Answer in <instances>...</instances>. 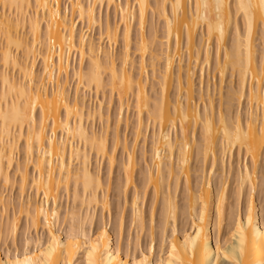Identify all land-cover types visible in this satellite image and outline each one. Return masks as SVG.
<instances>
[{
  "label": "snow or ice",
  "instance_id": "obj_1",
  "mask_svg": "<svg viewBox=\"0 0 264 264\" xmlns=\"http://www.w3.org/2000/svg\"><path fill=\"white\" fill-rule=\"evenodd\" d=\"M170 7L171 12L168 0L163 3L157 0L155 4L147 0L127 4L123 0L120 3H116V0H89L87 5L80 0H68L63 4L60 0H52V3L35 0V4L32 0L26 4L23 0H0V8L3 9L0 16V53L3 57L0 60V83L3 85L0 88V186L3 192L0 195V264H82L76 260L81 236L85 241L84 250L88 253L87 264H154L151 256L156 251L158 241L161 255L159 264H264V227H261V222H264V0H186V3L177 0ZM105 8L108 10L107 37ZM113 9L116 11L115 26L112 23ZM41 11L44 13L43 20L40 18ZM97 11L100 13L99 52L95 37L89 45L83 32L80 33L83 47L76 48L80 59V68L74 77L79 81L76 84L77 104L82 88L87 106L89 92L94 89L98 98L103 90L107 97L110 87L113 96L119 88L121 108L114 132L110 113L108 131L98 134L93 128L89 134L83 125L84 114L79 107L75 109V114L80 123L76 127L72 125L73 107L71 100L65 96L68 85L65 84L63 89L57 87L56 40L52 31L53 22L58 27L62 22L60 31L63 40L75 47L80 22L87 19L92 30L96 25ZM70 13L72 36L68 34ZM45 24L47 35L43 27ZM162 27L163 36L160 34ZM121 35L122 65L117 60ZM134 37L135 57L132 55ZM114 41L116 48L113 47ZM158 41L161 50L165 44L168 45L166 57L157 54ZM45 43L53 53L51 75L48 74L49 59L43 55ZM37 44L45 65L39 87L36 85ZM60 51L63 66V47ZM68 51L71 54L72 48ZM136 60L140 65L139 80L135 79ZM130 61L133 68L131 75L128 74ZM17 71L23 75L19 82ZM71 71L70 67L69 75ZM64 75L61 67V80ZM146 76L148 80L144 79ZM45 79L51 83V90L45 84ZM149 82L152 83L153 99L147 102L148 94L145 91L146 103L141 105L138 90L141 84L146 89ZM125 83L130 92L136 93V109L133 112L129 105L127 126L123 118ZM197 88L200 103L196 100ZM185 100L192 109L191 116L185 109ZM217 103L220 107L218 124L215 117L209 119L207 115L208 105H212L215 113ZM53 105L55 117L60 118L59 131L52 113ZM100 108L102 127L103 104ZM65 113L68 114L67 121L64 119ZM145 115L147 133L144 128ZM166 118L167 135L164 133ZM193 118L195 127H186ZM88 119H94L91 111ZM154 120L161 129L159 138L154 132ZM173 129L177 133L175 144L172 141ZM121 131L124 132L123 139ZM131 131H134L135 139L129 137ZM181 133L183 140L180 139ZM57 137L63 146V155L57 154L53 159L54 152L58 151ZM149 141L153 155L151 161ZM89 144L92 154L88 151ZM38 148L44 155L39 161L36 158ZM237 148L240 151L239 162L236 159ZM81 149L82 169L79 167ZM121 149L126 156V164L123 163L124 157L120 156ZM101 153L103 161L100 159ZM92 155L96 157L99 170L96 173L91 170ZM118 157L122 171L117 181L114 167ZM104 163L108 166L110 194L104 196V213H101L100 194L105 191L102 176ZM133 172L138 178L134 179ZM54 181L58 192L66 189L70 196L72 222L69 226L68 217H65L66 241L55 233V211L52 212L53 221L49 223L42 206L36 216L32 215L29 202L26 227L22 220L25 215L23 196L28 184L31 183L38 194L43 188L44 198L48 200ZM17 187L21 193L19 216L14 192L11 196L8 192L9 188L15 190ZM110 200L114 202L115 223L111 221ZM93 201L97 209L95 213ZM77 207L80 210L79 223ZM85 207L88 208L89 217L93 220L99 217L102 221L95 241L91 240L88 232ZM189 217L192 232L187 231ZM41 218L46 233L41 234L37 230L32 235V229L39 228ZM182 222L185 232L182 246L185 255L191 253L188 261L175 255L178 251L175 241ZM166 251L169 257L167 262L163 259Z\"/></svg>",
  "mask_w": 264,
  "mask_h": 264
},
{
  "label": "rangeland",
  "instance_id": "obj_2",
  "mask_svg": "<svg viewBox=\"0 0 264 264\" xmlns=\"http://www.w3.org/2000/svg\"><path fill=\"white\" fill-rule=\"evenodd\" d=\"M85 4H87L89 2V0H82ZM157 0H151L150 4H155ZM161 1V0H160ZM60 2L63 4L65 2H68L67 0H60ZM0 13H3V9L0 8ZM107 16H108V10L107 8L104 9V23H106L107 21ZM78 18V17H77ZM159 18V17H158ZM96 19L98 21H100V13L99 11H97L96 14ZM112 23L113 26L116 24V11L113 9L112 10ZM137 23V22H136ZM149 23H151V10H149ZM83 30V32H86L88 39L93 40V36L96 39V47L100 46V41H99V37H100V31H99V26L96 24L95 26H93L92 30L89 29L88 25L86 24V22L80 23L79 24V28H78V32L79 30ZM138 30V27H137ZM164 33V28L162 27L160 29V34L161 36H163ZM198 43V41H197ZM122 39L120 41V50L117 52V60L119 61V63L121 62L122 59ZM107 41L105 40V51L107 50ZM113 47L116 48L117 45L116 43H113ZM164 48V47H163ZM156 52L157 54H163V50H161L159 41L157 42L156 45ZM162 52V53H161ZM23 55V54H22ZM132 55L133 57H135L137 55L136 49H135V37L133 39V51H132ZM0 60H2V57L0 56ZM69 62H70V67L72 69L71 74H67L66 77H64L60 82L62 83V85L65 86V84L68 85V90L65 92L66 93V97L68 99L71 100V103H73L74 98L77 96V92H76V84L79 83L77 80L74 79L75 77V70L78 66L79 63V57L77 54V51H72L70 58H69ZM40 62H38V69H36V72L38 73L40 70ZM69 67V69H70ZM193 67L195 68V64H193ZM148 68L149 71L151 69V53L149 54L148 57ZM177 68H178V63H177ZM185 68L187 69V64L185 65ZM129 69L133 72V68H132V63L131 61L129 62ZM140 71V65H139V60H136V68H135V74H137ZM158 71V75H159V69ZM69 73V71H68ZM65 76V75H64ZM22 75L20 74L19 71L16 72V78L17 80H21ZM229 78H231L229 76ZM145 80H148V77L146 76L144 78ZM197 78V82H198ZM49 89H51V85L48 86ZM0 88H1V83H0ZM215 91V88H214ZM147 92H148V97H149V102H151V100L153 99V92H152V83L149 82L147 84ZM218 95V92H217ZM205 96H207V73H205ZM197 103H200V98H199V89L197 88V97H196ZM103 104V116H104V121H103V126L101 127V120L98 114V111H101L100 105ZM131 104V108L132 111L135 112V103H134V98L133 95L131 93H128L126 96L123 97V118H124V125L127 126V121H128V117H129V113H128V109H129V105ZM109 105H111V109L109 108ZM79 107L82 108V112L84 114L83 117V121L85 126L87 127L89 132H92L93 128H95L97 130V133L99 134L100 131L103 132H107L108 128H109V114L111 113V117H112V129L113 132L115 131V123H116V118L119 115V109H120V102H119V97L118 94L116 93L115 96H113L112 91L109 87L108 89V93H107V97H105V93L103 90H101V92L99 93V97L97 98L95 95V90L93 89L92 92L88 93V98H87V106L85 103V93L83 88L80 90L79 93ZM213 109V107H212ZM89 111H91L92 115L94 116L93 120H89L88 119V114ZM220 113V107H219V103L216 104L215 107V113L214 115L217 117V115ZM153 127H154V132L156 130V123L153 121ZM195 127V125L193 126ZM144 128H145V132L147 133L148 131V124H147V116L145 115V122H144ZM50 132V131H49ZM124 136V132L121 131V139H123ZM129 137L131 139H135L134 136V131L129 132ZM59 138V137H58ZM177 138V133L176 130L173 129L172 130V139H176ZM141 146H143V140H141ZM77 145L79 146V141L77 140ZM83 151V149H81ZM88 151L90 154H92V149L91 147L88 145ZM110 152V150H109ZM152 154V146H151V141H149V161H150V157ZM120 156L124 157L123 163H125L126 161V156H124L123 150H120ZM239 158H240V151L236 150V159L237 162H239ZM101 161L104 160V157L100 156ZM229 160H231V153H229ZM117 164L114 167V171L116 173V180L118 181L120 179V173L122 171V164L120 161V157L117 158ZM81 164V162H80ZM80 166V165H79ZM223 166H221V170H222ZM91 170L92 171H99L96 165V157L95 155H92V160H91ZM134 175V179L138 178L136 177V173L133 172ZM102 176H103V185H104V192L100 194V199H103L105 196V194H110L109 193V180H108V166L107 163H104L103 165V170H102ZM165 186H167V181H165ZM193 188L195 189V182L193 181ZM134 191V189H133ZM9 195H15L16 198V212L17 215L19 216V213L21 211L20 209V197H21V193H20V189L19 187H17L15 190L9 188L8 190ZM2 186H0V195H2ZM181 195H183V193H181ZM173 198H175V187L173 190ZM72 197H75V186L73 185V192H72ZM42 199L41 194H38L36 190L33 189L31 183L28 184L26 192L23 196V200H24V205H23V211L25 210V208L27 209L29 207V202L32 203L34 201H40ZM81 199L83 200V189L81 188ZM246 201H247V196L245 197V205H246ZM31 203V204H32ZM51 205V201L49 202ZM113 201L110 200V210L112 213L111 216V221L112 223H115L116 221V212H115V208L113 207ZM256 204L257 207L259 206V195L257 194L256 196ZM141 206L143 207V201H141ZM57 211H58V217L56 219L55 222V229L62 232V235L65 237L67 235V229L65 228V224H66V220L65 217L67 216V224L70 226L71 225V211H70V196H69V192L66 189H62L58 192L57 195ZM97 211L96 207H95V202L93 201V213H95ZM25 212V211H24ZM99 212L104 213V208L102 206L101 200H100V208H99ZM213 214H214V209L212 210ZM76 215H78V217H80V210L79 207L76 208ZM129 221H130V209H129ZM84 216L87 217L88 219V208L85 207L84 208ZM105 218H107V214H105ZM23 220V224L26 227L28 224V218H26V216L24 215L22 217ZM79 220V219H78ZM89 221V220H88ZM102 221L100 220L99 217H97L95 220H93L92 225H90V222L88 223V232L90 235L94 234V232L101 226ZM188 228L187 231H192V228L190 226V217L188 218ZM37 230L41 233V234H45V230L44 228H42L41 226L38 229L33 228L32 229V235H35ZM21 232H23V228L21 229ZM184 223H181L180 226V230H179V235L178 236H182L184 234ZM171 238V233L169 232V240ZM214 239V238H213ZM215 240V239H214ZM22 253V250H21ZM15 253H13L14 255ZM80 255L77 256V258H79ZM165 256V253H164ZM163 256V257H164ZM159 257H161L160 255V243L158 241L157 245H156V251L154 254H152V259L153 260H157ZM81 258L77 259L78 262L80 261Z\"/></svg>",
  "mask_w": 264,
  "mask_h": 264
},
{
  "label": "bare ground",
  "instance_id": "obj_3",
  "mask_svg": "<svg viewBox=\"0 0 264 264\" xmlns=\"http://www.w3.org/2000/svg\"><path fill=\"white\" fill-rule=\"evenodd\" d=\"M68 1V0H67ZM151 0H147V2L148 3H151L150 2ZM23 2L26 4L27 2H28V0H23ZM32 2H33V4H35V0H32ZM48 2L49 3H52V0H48ZM71 2H75V0H71ZM80 2L81 3H83V4H85L82 0H80ZM93 2H95V0H93ZM121 2V0H116V3H120ZM129 2H132V3H135L136 2V0H123V3H125V4H127V3H129ZM157 2V1H156ZM161 3H163L164 2V0H161L160 1ZM174 2H177V0H168V3H169V12H171V7H170V5L172 4V3H174ZM179 2L180 3H186V0H179ZM154 3H155V1H154ZM85 5H87V4H85ZM115 10V9H114ZM33 13H34V9H33ZM2 14L3 13H0V16H2ZM77 20L79 19V15H78V13H77ZM35 18V16L33 15V19ZM40 18H41V20H43L44 19V13H43V11H41V14H40ZM71 22H72V16H71V13L69 14V30H68V34H69V36H72V28H71ZM83 22H86V24L88 25V27H89V24H88V21H87V19H85L84 21H82V22H80V23H83ZM107 23H108V21H106V23H105V37H107ZM96 24L99 26L100 25V21H98L97 19H96ZM115 26V25H114ZM43 27H44V31H45V34L47 35V24H45V25H43ZM63 27V24H62V22H61V24H60V26L58 27L57 26V24H56V22H53V31H52V36H53V38L56 40V54H55V71H56V75H57V80H58V84H57V87L58 88H61V89H63L64 88V85H62V83L60 82V76H61V67H63V70H64V73H65V76L64 77H66L67 76V74H68V71H69V67H70V62H69V58H70V55L71 54H69V51H68V49L71 47L72 48V51H76V48H82L83 47V44L81 43V40H80V33L81 32H83V30H79V32L77 31L76 32V35H75V41H74V43H75V47H72V45H70L67 41H65V40H63V33L60 31V28H62ZM137 27L139 28V14H138V11H137ZM79 28V27H78ZM13 32H15V25H13ZM21 32H23V19L21 18ZM83 34L84 35H86L87 36V34H86V32H83ZM87 38H88V36H87ZM121 39H122V35H121ZM122 42H123V40H122ZM88 43H89V45L92 43V40H90V39H88ZM114 43H115V41H114ZM61 47H63V49H64V51H63V66L61 65V61H60V56H61V51H60V49H61ZM99 49H100V46H98V47H96V50H97V52H99ZM72 51H71V53H72ZM107 51V50H106ZM40 52H41V49H40V46H39V44H37V55H36V59L38 60V62H40V70H39V72L37 73V75H36V85H37V87H39L40 86V79H41V77H43L44 76V67H45V65H44V60H43V58L40 56ZM172 52H173V54L175 53V44H174V41H173V45H172ZM162 53V52H161ZM167 54H168V45L167 44H165L164 45V48H163V55L166 57L167 56ZM43 55L44 56H47L48 57V59H49V64H48V74L49 75H51V73H52V70H53V65H52V63H51V61H52V59H53V53L52 52H50L49 51V48H48V45H47V43H45V45H44V48H43ZM0 56L2 57V53H0ZM2 59H3V57H2ZM120 64L122 65L123 64V57H122V59H121V62H120ZM79 68H80V59H79V63H78V66H77V68H76V70H75V75H76V72H78L79 71ZM38 69V68H37ZM31 71V66L29 65V72ZM133 72L129 69V67H128V74L129 75H131ZM21 74V73H20ZM22 75V74H21ZM63 77V78H64ZM22 79H23V75H22V77H21ZM21 79V80H22ZM135 79L136 80H139L140 79V71L137 73V74H135ZM18 82H19V80H17ZM62 81V80H61ZM45 84H47V86H49V85H51V83L47 80V79H45ZM79 82V81H78ZM135 82V81H134ZM3 87V85H2V83H1V88ZM52 87V86H51ZM49 88V87H48ZM111 89V88H110ZM49 90H51V89H49ZM139 93H140V96H141V98H140V103H141V105H143L144 103H146V101H145V99H144V92L146 91L147 92V88L145 89V85L144 84H141L140 85V88H139ZM117 94H118V97H119V102H120V108H121V92L119 91V88H118V90H117V92H116ZM128 93H131L132 95H133V98H134V103H135V107H136V93L135 92H130L129 90H128V87H127V83H125V87H124V92H123V97L124 96H126ZM147 94H148V92H147ZM65 96H66V93H65ZM147 102H149V97H148V101ZM185 109H186V111H187V114L188 115H192L193 113H192V109L191 108H189L188 107V101L187 100H185ZM72 107H73V115H72V117H71V120H72V125H73V127H76V126H78L79 125V123H80V120H79V118H78V116L75 114V109L77 108V107H79V103L77 104V96L74 98V101H73V103H72ZM80 109H81V111H82V108L81 107H79ZM120 110V109H119ZM52 113H53V115H54V118L56 119V123H57V129H58V131H59V128H60V118L59 117H55V106L53 105V107H52ZM98 114H99V117H100V112L98 111ZM165 114H166V117H167V108L165 109ZM208 118L209 119H212L213 117H215V120H216V123L218 124L219 123V115H220V113L217 115V117L214 115V112H213V109H212V105L211 104H209L208 105ZM64 119L67 121L68 120V114L67 113H65V115H64ZM154 122L156 123V121L154 120ZM178 123H179V120L177 121ZM83 125H84V127H85V130L89 133V134H91V132H89L88 131V129H87V127L85 126V124H84V121H83ZM195 125V120H194V118H193V120L192 121H190L187 125H186V127H193ZM156 130H155V135L159 138L160 137V135H161V129H160V126H159V124H157L156 123ZM49 131L51 132V129H49ZM167 132H168V129H167V118H166V120H165V128H164V133H165V135H167ZM214 132H215V129H214ZM64 135H65V137H67V133L65 132L64 133ZM221 135H222V133H221ZM180 139L181 140H183L184 139V136H183V133H181V136H180ZM79 141V140H78ZM172 141H173V143L175 144L176 142H177V138L174 140V139H172ZM56 144H57V149H58V151H55L54 152V156H53V159H55V155H57V154H59V155H63V146L62 145H60L59 144V138L57 137V142H56ZM78 146V145H77ZM89 146L91 147V149H92V146H91V144H89ZM98 151H99V149H97ZM237 150L239 151V149L237 148ZM68 152H69V156H71L72 155V149H71V145L69 144V147H68ZM80 155H81V164H80V168L82 169L83 168V151L81 150V152H80ZM109 155H111V153L109 152ZM101 157H104L103 156V154L101 153V155H100ZM37 161H39V160H42L43 158H44V155H43V152L42 151H40L39 150V148H38V150H37ZM177 158H179V148L177 147ZM153 159V155L151 154V157H150V161ZM124 164H126V161H125V163ZM54 167H56V164L54 163ZM93 173H96V172H98V171H92ZM59 175V170H58V168H57V176ZM65 175H67V170H66V172H65ZM132 175H134V173L132 174ZM185 175H187V168H185ZM45 177H46V172H45ZM37 180H39V173H37ZM32 185V184H31ZM81 188L83 189V174H81ZM43 188H41L40 189V191H39V194H41V196H42V199L40 200V201H34L33 203H32V201H31V211H32V215L33 216H36V214H37V212L39 211V208L42 206L43 208H44V210H45V212L47 213V215H48V220H49V223H52V221H53V217H52V212L53 211H55L56 212V214H57V217H58V211H57V195H58V191H57V189H56V186H55V181L53 182V184H52V187H51V189H50V191H49V199L48 200H45V198H44V195H43ZM205 196H207V187L205 186ZM104 197V196H103ZM174 197V196H173ZM82 200V199H81ZM101 200V203H102V206H103V202H104V198L103 199H100ZM51 201V205H50V202ZM246 206H247V201H246V205H245V208H246ZM214 209V208H213ZM212 209V210H213ZM25 216H26V218H28V216H27V213H28V211H29V207L26 209L25 208ZM77 216V218L79 219V217H78V215H76ZM87 218V217H86ZM88 222H90V225H92V222H93V218L92 217H89L88 216ZM78 223H79V220H78ZM42 227V228H44V230H45V232H46V227H45V225L43 224V222H42V218H41V222H40V224H39V227ZM261 227H264V222H261ZM35 229H37V228H35ZM54 230H55V233L57 234V236H59V237H62L65 241L67 240V235L64 237L63 235H62V232H60V231H58V230H56L55 228H54ZM100 230H101V228L99 227L95 232H94V234H92V235H90L91 236V240L92 241H95V239H96V236L99 234V232H100ZM189 232H192V231H189ZM184 235H185V233L182 235V236H178V238L176 239V241H175V243H176V245H177V253L175 254L176 255V257L178 258V259H184L185 261H188L189 259H191V253H188L187 255H185V251H184V248H183V242H184ZM169 242H170V244H171V242H172V237L170 238V240H169ZM170 244H169V250H171L170 249ZM212 246L214 247L215 246V240L213 239L212 240ZM84 248H85V241H84V239H83V236H81V238H80V251L79 252H77L76 253V260L77 259H79V258H81V262H82V264H87V256H88V253H87V251H85L84 250ZM81 254V256H79V258H77V256L78 255H80ZM15 255V254H14ZM21 258H23V254L21 253ZM151 258H152V256H151ZM163 259H164V261L165 262H167V260L169 259V257H168V253H167V251L165 252V256L163 257ZM160 260H161V257H159L157 260H153L154 261V264H159V262H160Z\"/></svg>",
  "mask_w": 264,
  "mask_h": 264
}]
</instances>
